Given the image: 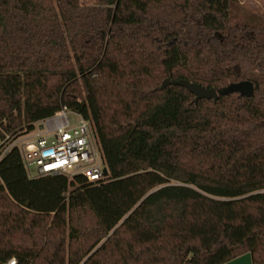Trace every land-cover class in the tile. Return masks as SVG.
<instances>
[{
	"label": "trees",
	"instance_id": "16d2710c",
	"mask_svg": "<svg viewBox=\"0 0 264 264\" xmlns=\"http://www.w3.org/2000/svg\"><path fill=\"white\" fill-rule=\"evenodd\" d=\"M167 80L255 91L196 102ZM63 107L90 123L104 181L30 179L11 147ZM248 253L264 264V15L239 0H0V264Z\"/></svg>",
	"mask_w": 264,
	"mask_h": 264
},
{
	"label": "built area",
	"instance_id": "2783aa9c",
	"mask_svg": "<svg viewBox=\"0 0 264 264\" xmlns=\"http://www.w3.org/2000/svg\"><path fill=\"white\" fill-rule=\"evenodd\" d=\"M78 118L72 123L67 108L63 107L15 143L13 147L19 149L30 179L64 175L84 176L92 183L105 180L107 168L91 125ZM16 263L13 258L7 264Z\"/></svg>",
	"mask_w": 264,
	"mask_h": 264
},
{
	"label": "water",
	"instance_id": "95a60500",
	"mask_svg": "<svg viewBox=\"0 0 264 264\" xmlns=\"http://www.w3.org/2000/svg\"><path fill=\"white\" fill-rule=\"evenodd\" d=\"M170 84L188 89L192 94L196 95V102L202 99L217 100L219 96H228L234 93H239L242 97L252 98L255 91V85L249 81L230 84L227 88H224L218 92L215 89H206L198 84L190 83L185 80L173 82L171 80H167L164 82L165 86ZM225 264H253V257L251 253H248Z\"/></svg>",
	"mask_w": 264,
	"mask_h": 264
},
{
	"label": "rangeland",
	"instance_id": "374dc122",
	"mask_svg": "<svg viewBox=\"0 0 264 264\" xmlns=\"http://www.w3.org/2000/svg\"><path fill=\"white\" fill-rule=\"evenodd\" d=\"M87 4H93L96 2V0H83ZM241 3V8L243 10V13L245 14H253V13H259L264 15V0H239ZM68 118L72 121V123H76L78 121V115L73 113L72 111H68ZM35 132H38L37 129ZM20 140L17 139L15 142L11 144V146H14L15 143Z\"/></svg>",
	"mask_w": 264,
	"mask_h": 264
}]
</instances>
